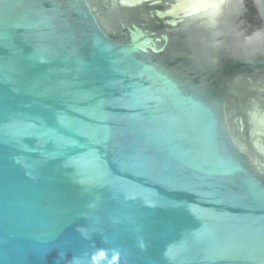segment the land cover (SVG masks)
Returning a JSON list of instances; mask_svg holds the SVG:
<instances>
[{"label":"water","instance_id":"obj_1","mask_svg":"<svg viewBox=\"0 0 264 264\" xmlns=\"http://www.w3.org/2000/svg\"><path fill=\"white\" fill-rule=\"evenodd\" d=\"M0 264H264V0H0Z\"/></svg>","mask_w":264,"mask_h":264}]
</instances>
